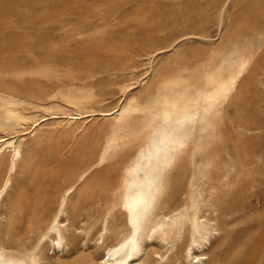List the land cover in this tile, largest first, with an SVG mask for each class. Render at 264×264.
I'll return each mask as SVG.
<instances>
[{
	"label": "bare ground",
	"instance_id": "obj_1",
	"mask_svg": "<svg viewBox=\"0 0 264 264\" xmlns=\"http://www.w3.org/2000/svg\"><path fill=\"white\" fill-rule=\"evenodd\" d=\"M225 14L223 9L218 40H224ZM260 22L251 30L253 40L239 37L228 52L210 50L205 62L192 66L169 70L163 64L158 69L154 60L160 49L154 50L144 78L158 76L156 84L144 88L142 96L122 88L119 101L106 111L94 109L92 88L77 83L81 75L73 74L71 83L63 84L50 69L8 73L7 66L1 67L3 77L41 78L53 87L45 93L35 89L33 96L0 88V212L15 175L28 171L41 145L59 159L87 124L99 119L103 125L97 129L102 138L81 143L76 163L54 189L35 245L22 247L12 221L0 222V264H204L212 240L222 232L226 197L246 191L264 158V148L254 144L235 153L225 146L234 123L229 110L245 119L247 90L264 60L263 16ZM167 48L174 51L176 45ZM146 82L140 79L139 85ZM45 129L49 131L42 135ZM236 130L250 135L255 128L240 121ZM61 133L70 136V144L53 141ZM87 203L96 205L100 216L94 249L71 252L72 231L89 233L75 228ZM44 244L53 252L49 262L42 258ZM258 260L247 264H264Z\"/></svg>",
	"mask_w": 264,
	"mask_h": 264
},
{
	"label": "rangeland",
	"instance_id": "obj_2",
	"mask_svg": "<svg viewBox=\"0 0 264 264\" xmlns=\"http://www.w3.org/2000/svg\"><path fill=\"white\" fill-rule=\"evenodd\" d=\"M228 1L0 0V72L5 66L4 70L8 73L19 68L21 71L34 69L33 72L50 69L57 72L63 84H70L73 74L81 75L77 83L92 88L94 109L106 111L119 101L122 88L129 87L131 92L142 96L147 88L156 84L158 76L152 80L144 78L148 57L154 50L160 49L155 54V67L161 68L164 64L171 70L179 65L192 66L205 62L210 50L228 52L239 37L253 40L251 30L260 25L261 16L264 17V0ZM223 9L226 10L224 40H218L217 25ZM170 45H176L174 51L167 48ZM140 79L147 81L146 86L139 85ZM18 81L12 76L3 77L0 74L1 89L16 88L14 91L23 96H33L35 89L45 93L53 87L41 78L25 76ZM18 87H22V90ZM244 106L246 114L243 120L238 118L236 111L229 110L234 123L231 132L226 135L225 146L233 153L248 149L250 144L264 148V60L247 90ZM240 121L255 128L252 134L236 130ZM102 125L99 119L87 124L86 131L59 159L47 152L46 145H41L30 160L28 171L15 175L12 187L4 198L0 222L7 224L12 221L15 241L22 247H32L39 240L45 228L54 189L67 175L70 166L76 163L74 154L81 148V143L93 144L102 138V134L97 132ZM48 131L45 129L42 135ZM53 141L64 145L70 144L71 138L61 133ZM31 144H36V141ZM263 161L264 158L261 168L244 193L226 197L225 213L220 218L222 232L219 239L212 240L210 255L204 264H247L252 260H264ZM18 196L23 197L20 202L16 199ZM14 200L15 204L9 210ZM95 208L96 205L92 203L84 205L80 222L75 228L87 229L89 233L85 236L81 229L72 231L71 252L84 246L94 249L100 218ZM42 251L43 260L49 262L53 256L51 247L44 244Z\"/></svg>",
	"mask_w": 264,
	"mask_h": 264
}]
</instances>
